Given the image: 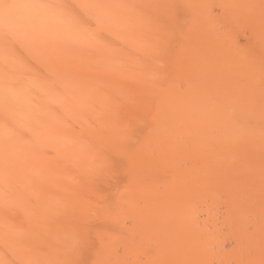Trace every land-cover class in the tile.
<instances>
[{"label": "bare ground", "instance_id": "6f19581e", "mask_svg": "<svg viewBox=\"0 0 264 264\" xmlns=\"http://www.w3.org/2000/svg\"><path fill=\"white\" fill-rule=\"evenodd\" d=\"M0 264H264V0H0Z\"/></svg>", "mask_w": 264, "mask_h": 264}]
</instances>
